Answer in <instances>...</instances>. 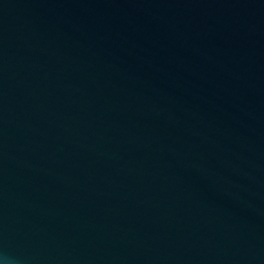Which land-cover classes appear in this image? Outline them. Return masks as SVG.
<instances>
[{
	"label": "water",
	"instance_id": "water-1",
	"mask_svg": "<svg viewBox=\"0 0 264 264\" xmlns=\"http://www.w3.org/2000/svg\"><path fill=\"white\" fill-rule=\"evenodd\" d=\"M0 264H264V0H0Z\"/></svg>",
	"mask_w": 264,
	"mask_h": 264
}]
</instances>
